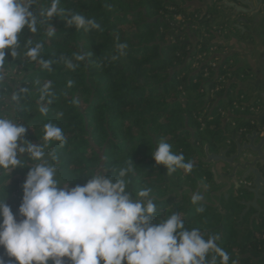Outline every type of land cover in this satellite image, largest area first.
Wrapping results in <instances>:
<instances>
[{"label":"trees","instance_id":"16d2710c","mask_svg":"<svg viewBox=\"0 0 264 264\" xmlns=\"http://www.w3.org/2000/svg\"><path fill=\"white\" fill-rule=\"evenodd\" d=\"M48 4L49 0H39L34 9L38 12ZM166 6L167 2L163 6L161 0H60L58 7L65 10L63 14L49 20L41 17L43 23L38 24L35 34L27 28L21 31L19 57L12 58L5 49L6 62L0 69L5 75L0 85V115L7 117L6 108L11 110L10 119L24 124L25 138L33 144L42 142L45 123L52 122L63 129L67 143L61 147L53 141L45 149L46 153L54 150L57 155L50 162L55 164L56 178L62 185L68 183L69 188L83 185L87 176L95 174L101 165L107 168L104 175H111L110 168L118 171L131 165L128 191L132 185L136 192L150 188L151 194L161 193V171L151 156L159 141L166 140L174 153H183L185 160L192 162L189 129L195 130L196 142L203 139L212 142L222 130L216 108L210 112L212 120L207 122L204 133L199 131L200 123L193 118L202 107L196 102L203 82L201 74L180 75L183 68L178 63L187 56L188 43H166L170 26L158 16L163 7L164 13L168 11ZM74 13L95 19L101 29L86 32L66 25L65 20ZM129 24L132 26L128 31L120 29ZM49 26L56 30L52 37L46 36ZM117 37L127 43L126 55L110 61ZM29 38L33 42L31 46L43 42L41 56L51 61V69L42 68L24 55ZM78 52L92 55L77 62L74 54ZM60 57L79 66L71 70ZM48 81L52 82V94L41 101L43 85ZM180 86L187 92L186 100L178 94ZM48 100L52 102L49 104ZM41 103L48 107L46 115L39 112ZM192 163V171H197L198 162ZM29 166H17L8 177L0 176V199L6 185L5 202L14 214L21 203L17 199L19 185L26 179ZM21 170L24 172L19 176ZM147 180L151 182L146 183ZM159 205L164 210H157L153 224L176 212L186 228H199L205 238L218 234L217 243L236 264H264V257L256 259L263 249L260 234H241L230 224L220 232L214 229L218 217L207 212V208L202 213H182L179 204H174L172 209H167L164 203ZM0 256L5 264L14 260L4 255L2 248Z\"/></svg>","mask_w":264,"mask_h":264},{"label":"clouds","instance_id":"9594fccd","mask_svg":"<svg viewBox=\"0 0 264 264\" xmlns=\"http://www.w3.org/2000/svg\"><path fill=\"white\" fill-rule=\"evenodd\" d=\"M38 3L39 0H0V69L6 62L5 49L12 58L20 56L19 34L23 29L35 34L38 24L43 23L41 17L49 20L65 11L58 7L60 0H49L48 6L37 12L34 6ZM65 21L86 32L101 29L95 19L78 13ZM55 31L49 26L46 36L52 37ZM26 43L29 47L24 55L42 68L51 69V61L41 56L43 42L31 46L29 38ZM127 48V43L117 37L109 60L126 55ZM91 55L78 52L74 59L82 62ZM60 59L71 70L79 66L65 57ZM4 80L0 71V85ZM68 83L71 86L72 81ZM51 85V81L43 85L41 101L52 94ZM39 112L46 115L48 107L41 103ZM26 132L23 123L0 115V176L8 177L17 166L30 165L17 213L5 202L6 185L0 199V248L4 255L14 258L9 264H236L217 243L218 234L205 238L199 228H186L176 212L153 224L157 206L151 189L143 188L135 196L128 191L131 165L118 171L110 168L111 175H104L107 168L101 165L83 185L69 188L68 183L62 185L56 178L57 168L50 162L57 159L55 151H45L53 141L61 147L67 143L63 129L52 122L45 123L42 142L37 144L24 138ZM151 156L157 165L166 167L167 174L178 169L188 174L194 167L163 139ZM203 199L199 191L191 195L194 205H200ZM196 211L202 213L204 207L198 206ZM0 264H5L3 256Z\"/></svg>","mask_w":264,"mask_h":264},{"label":"water","instance_id":"95a60500","mask_svg":"<svg viewBox=\"0 0 264 264\" xmlns=\"http://www.w3.org/2000/svg\"><path fill=\"white\" fill-rule=\"evenodd\" d=\"M183 8L189 13L198 12L200 18L209 19L208 24L220 19L219 26L228 27L227 38L220 44L229 51L220 56V62L236 56L237 64L232 71H242V78L234 77L227 81L223 96L216 98L212 110L221 100L227 99L229 86L234 87V98H247L245 102H240L241 105L249 108L259 100L262 108L258 114H232L228 109L227 117L254 122L257 127L232 134L228 139L226 135H221L212 143L202 141L198 145L195 130L189 129L193 156L202 165L201 174L208 175L206 183L201 181L203 176L197 175L186 177L190 184H184L177 176L169 177L166 169L161 167L164 194L150 195L156 204L184 201L186 206L183 211L187 212L195 207L191 195L199 191L204 197L199 206H206L220 215V231L228 216L237 211L238 221L248 215L249 225L253 228L254 221L264 223V134L261 135L258 130L264 119V0H185ZM210 10H213L211 14H207ZM214 36L221 38L216 32ZM221 124L222 130H225L226 118L221 119ZM129 192L133 196L137 193L132 185Z\"/></svg>","mask_w":264,"mask_h":264},{"label":"rangeland","instance_id":"374dc122","mask_svg":"<svg viewBox=\"0 0 264 264\" xmlns=\"http://www.w3.org/2000/svg\"><path fill=\"white\" fill-rule=\"evenodd\" d=\"M161 1H162L163 6H164L165 1L167 2L166 9L168 11L166 13H164V7H163V9L159 10L158 16L161 19H163V22L165 20L168 23V25H169L170 21L175 20L174 21V26H170L169 25L170 26L169 35L166 38V43L167 44H172V45L173 44H180L181 42L188 43L187 46H186L187 56L183 58V61L181 63H178V64H180L179 67L183 68V70H182L180 75L186 77V76H191V75L193 76V75L201 74V80H202V82H204V80H206V79L202 76L201 70H203L202 66L204 65L203 62H205V61H199L198 56L201 54V52L203 50L208 49L210 45H217V46H219L221 48H226V47H222L220 42L224 41L227 38V33H229L228 27L226 25L221 26L223 30L218 34L215 31V29H213V26H219L220 25V23H219L220 19H216L214 21V23L208 24V20L209 19L204 18V17L200 18L198 12L189 13L186 8L182 9L180 7H177L173 2L172 3L169 2V0H161ZM212 11L213 10H210L209 12H207V14H211ZM174 12H176V13H174ZM174 14H180L181 17L179 16V18H177L175 16L174 19L167 20L168 18L173 17ZM130 26H132V24H129L128 26L127 25H122V26H120V29L123 32H126V31H128V28ZM163 31H164V28L161 27L159 29V32L162 33ZM214 32H216L218 35H220V37L222 39L221 38H216L214 36ZM163 41H164V39H163ZM227 49L229 51V48H227ZM226 53H228V52H226ZM234 57L236 58V56L227 57V58H225L222 61V62H226V61L230 60V62H232V63H230V62L227 63L228 64L227 70L229 71V73L231 75L238 74V73L242 72L240 69H238L236 71H232V68L237 64V60ZM218 62H220V61H218ZM201 89H200V91H201ZM223 93H224V90H220V91H217L216 93L211 94V92H209L208 89H205V91L200 92L201 96H200V98L198 100L199 102H196V103H198V105L201 104L202 107H201L200 112L195 113L194 114L195 116L193 115V118L197 122L199 120H203L204 126H200V128H199L200 132L204 133V130L206 128V124H207V122H209V120L205 116H203L202 112L204 110L206 112H211L212 108L214 107V102H215L216 98L222 97ZM178 94H180L181 97L184 98V100H186L187 92L185 91L184 87H181V86L179 87ZM2 96L4 97V94H2ZM232 97L233 96L231 94H229L228 98L224 99V100L226 101V100H228V99H230ZM246 99L247 98L244 96L242 99L239 100V103L246 101ZM5 100H6V98H5ZM220 105H223V102L217 103L215 108H217ZM215 108L213 110H215ZM248 110L249 109L245 110L246 114L250 113ZM11 113H12L11 110L6 108L7 118L11 117L10 116ZM215 113L219 114V112H217V110H216ZM229 128H230L229 125H227L225 130H220V132L214 137L213 141H215L221 135H226L225 137L228 138V136L230 134V132L228 130ZM195 135H194V137H195ZM27 140L31 141L30 139H27ZM190 141H191V135H190V139L188 140V143H189V148H190V152H191V155H192V158H191L192 162L196 163V157L193 156V154H192L193 153V149L191 148ZM203 141H207V140L203 139ZM154 165L156 167L160 168L161 177L163 178V172H162L161 167H164L165 169H166V167L164 165L158 166L155 163V161H154ZM166 171H167V169H166ZM23 172H24V170H21V172L19 173V176H22ZM176 172L180 173V175H181V176H179V179H178L179 181L182 178V176H184L186 178L187 175L194 173V171H192L191 173L185 174L182 169H178ZM178 173H175V174H178ZM201 173H202V171H201ZM24 180H25V177H24ZM24 180L19 185V190L17 192V199H19L20 201H21V198H22V184H23ZM149 181L150 180H147L146 183H149ZM146 183H143V185H145ZM164 183H165V181H163V179L159 183V186L161 187V193L163 191H165V184ZM173 205H174L173 203L167 202V209H172ZM185 206H186L185 202L179 204V209H180V211L182 213L184 212L183 210H184ZM215 224H216L215 226H217L216 229L219 230V228H218L219 225L217 224V222ZM240 232H241V234L244 233L245 235H247L245 233V231H243V232L240 231Z\"/></svg>","mask_w":264,"mask_h":264},{"label":"built area","instance_id":"2783aa9c","mask_svg":"<svg viewBox=\"0 0 264 264\" xmlns=\"http://www.w3.org/2000/svg\"><path fill=\"white\" fill-rule=\"evenodd\" d=\"M175 16L179 18L180 14H174L173 17L168 18L167 20H172L174 19ZM174 21L175 20L170 21L169 25L174 26ZM213 29H215V31L218 34L223 30L221 26H213ZM226 52H228L227 48H221L217 45H210L208 49L203 50L201 54L198 56L199 61H205L203 62L204 65L202 66L203 70H201V73L206 80H204L203 82L204 87L201 89V92L205 91V89H208L209 92L213 94L216 93L217 91L225 90V84L229 79H232L234 77L237 78L243 77L242 73H238L234 75H231L229 73V71L227 70L228 67L227 63H229L230 60L226 62H218L221 60L220 56L225 54ZM233 90L234 87L229 86L227 95L231 94L233 96ZM242 98L243 96H239L237 98L232 97L226 101L221 100L220 102H223V105H220L216 108L217 112H219L218 115L220 117V120L226 118V124H228L231 128H234L236 126V120L234 118L227 117L228 109L232 114L236 112L241 114H246L245 112L246 109H249L248 111L250 113H257L260 111L262 107L260 101L257 100L251 107L246 108L245 106L239 103V100ZM202 113L203 116H205L209 121L212 120V115L210 114V112H206L204 110ZM198 122L200 123V126H204L203 120H199ZM239 131L240 132L244 131V128H239Z\"/></svg>","mask_w":264,"mask_h":264},{"label":"flooded vegetation","instance_id":"af4514ba","mask_svg":"<svg viewBox=\"0 0 264 264\" xmlns=\"http://www.w3.org/2000/svg\"><path fill=\"white\" fill-rule=\"evenodd\" d=\"M229 30V29H228ZM235 58V57H234ZM236 59V58H235ZM236 62V61H235ZM247 100V99H246ZM262 108V107H261ZM260 111H261V109H260ZM259 111V112H260ZM259 112H257V113H247V114H258ZM227 125L228 124H226L225 125V128L224 129H226V127H227ZM230 127V126H229ZM239 128H244V131H242V133L243 132H247V131H249V130H251V129H254V128H257L255 125H254V122L253 123H251V122H245V121H243V120H236V126L234 127V128H229L228 130H229V132H230V134H229V136L228 137H230V135H232V134H239V133H241L240 131H239ZM258 130H260V133H261V135H263L264 134V119L262 120V123L258 126ZM228 139V138H227ZM209 142V141H208ZM209 143H211V142H209ZM197 144L198 145H201V142H197ZM194 153V152H193ZM192 153V154H193ZM196 161L198 162V170L197 171H194V173L193 174H189V175H187L186 177H188V176H199V174L201 173V168H202V165H201V163L198 161V159L196 158ZM175 173H178V172H174L173 174L171 173V174H168V176H170V177H172V176H176L177 175V177H178V179H179V176H181L180 175V173H178V174H175ZM207 178L208 177H206V174L205 175H203V177H202V182L203 183H206V181H207ZM163 179V178H162ZM180 182H183L184 184H190V182H188L187 181V179L184 177V176H182V178L180 179ZM193 183V182H192ZM151 194V193H150ZM152 194H155L156 196H162L163 194H164V191L162 192V193H157V192H155V193H152ZM169 202V201H168ZM170 203V202H169ZM181 203H184V201H181V202H179V203H177V204H181ZM159 204H161V203H159ZM159 204H156V206H157V210L159 211V210H164V207H162V205H159ZM164 204H167V203H164ZM195 207L193 208V209H191V211H196V207H198L199 205H194ZM226 208H228L229 206L228 205H224ZM204 208H207V212H210V213H212V215H215V216H217L218 217V225H219V223H220V215L216 212V211H214V210H211L210 208H208V207H206V206H203ZM239 219H238V211L234 214V215H230V216H228V218H227V223L225 224V226L227 225V224H230L231 226H233L234 227V229H237V230H239V231H245V233L246 234H249V233H251L252 235H256V234H260L261 235V238L263 239V249L260 251V254H259V257L258 258H256V259H259V258H261V257H264V223H259L258 221H254L253 222V228H251L250 227V225H249V217H248V215H246V216H244L243 217V219L241 220V221H238ZM224 226V227H225ZM216 227L217 226H214V229H216ZM223 227V228H224Z\"/></svg>","mask_w":264,"mask_h":264},{"label":"crops","instance_id":"0c3cea01","mask_svg":"<svg viewBox=\"0 0 264 264\" xmlns=\"http://www.w3.org/2000/svg\"><path fill=\"white\" fill-rule=\"evenodd\" d=\"M169 2H173L177 7H180L182 9H184L183 7L185 6V0H169ZM216 39V38H215ZM214 39V40H215ZM222 41V40H221ZM223 42V41H222ZM224 100V99H223ZM245 102V101H244ZM234 114H241V113H234Z\"/></svg>","mask_w":264,"mask_h":264}]
</instances>
